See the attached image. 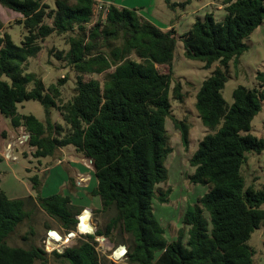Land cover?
<instances>
[{
    "label": "trees",
    "instance_id": "trees-1",
    "mask_svg": "<svg viewBox=\"0 0 264 264\" xmlns=\"http://www.w3.org/2000/svg\"><path fill=\"white\" fill-rule=\"evenodd\" d=\"M165 1L171 9L179 6ZM221 1L226 12L222 21L207 14L180 37L187 59L202 62L207 69L219 64L196 98L201 122L212 133L190 160L194 173L189 180L209 191L184 214L183 225L188 228L184 243V229L177 240L168 241L154 208L156 199L167 203L170 193L158 186L168 180L166 161L173 152L166 122L172 118L175 28L163 30L137 10L114 4L104 21L93 24L96 0H54V9L43 0H0L3 7L22 14L16 24L27 30L20 46L9 33L0 34V116L29 133L37 159L73 146L93 162L97 184L91 196L101 203L96 213L110 215L97 236L116 247L126 246L127 264H254L249 241L264 226V186L246 188L242 169L248 154L264 152V138L252 134V122L263 110L264 74H258L262 81L258 88L237 87L232 105L222 93L230 62L248 50L246 40L264 22V0ZM53 34L69 35L66 58L79 74L77 94L67 103H62L58 86L46 89L27 68L29 59L42 51L41 43ZM163 66L170 71L160 72ZM102 74H106L103 82L85 79ZM172 94L183 101L180 83ZM28 101L41 103L46 122L33 114H19L18 105ZM53 109L67 128L52 122ZM174 123L188 146L189 126L176 119ZM32 181L38 191L41 180L35 176ZM36 205L68 232L76 229V217L85 210L69 194L39 195L37 203L32 196L11 199L0 178V264H50L51 258L57 264H102L93 235L51 256L39 246H11L10 235L30 218Z\"/></svg>",
    "mask_w": 264,
    "mask_h": 264
},
{
    "label": "rangeland",
    "instance_id": "rangeland-1",
    "mask_svg": "<svg viewBox=\"0 0 264 264\" xmlns=\"http://www.w3.org/2000/svg\"><path fill=\"white\" fill-rule=\"evenodd\" d=\"M43 1L50 6V9L55 8L54 0ZM114 1L123 8L137 10L140 16L161 29H171L172 27L177 33L178 42L172 65L173 78L170 92L172 118H168L166 122L169 145L173 152L166 161V167L169 170L168 180L158 186L162 192H170L168 194L169 201L162 204L156 199L154 208L157 219L166 230L168 241L177 240L181 230L184 229V243H186L188 228L183 225L184 214L189 206H195L198 199L209 191L207 186L193 185L189 180V176L194 173L190 160L197 152L205 136L212 133L201 122L195 106L196 98L203 82L211 76L219 64L216 63L207 69L204 63L187 59L180 37L187 34L193 24L198 19H204L207 14H213L217 22L222 21L226 14L225 6L221 0H173L179 5L173 9L167 5L165 0ZM100 5L98 2L95 6L97 12H95L92 20L93 24L98 20ZM102 5L108 4L103 3ZM9 11L12 10L0 5V19L8 21V27L0 34L9 33L14 43L20 46L27 35V30L25 26L16 24L17 18L13 19L19 13ZM8 18L9 20H7ZM46 23L52 25L53 21L46 20ZM68 37L69 35L53 34L46 38L41 43L42 51L40 54L29 59L27 65L28 72L41 78L46 89L51 85L59 87L62 103L69 102L77 94L79 77L76 69L69 64L66 58L70 50ZM245 43L248 50L240 58L231 61L229 65V79L222 93L229 105L234 103L233 92L237 87L244 86L253 89L262 84V81L258 80L257 77L260 73L264 74V22ZM113 70L108 73L113 72ZM169 71L167 66L160 67L162 73ZM105 75H87L85 79L103 82ZM4 80L7 78L4 77ZM177 83L181 85L182 102L175 100L172 94ZM18 112L22 115L33 114L41 122H46L45 109L38 101L19 104ZM174 119L189 126L188 146L183 144L181 132L175 127ZM52 122L67 128L56 109L52 110ZM15 131L16 133L10 138V142L6 146L3 134ZM252 134L258 138H264V105L262 112L252 122ZM26 136H29V133L23 127L15 130L9 118L0 116L2 190L11 199L32 196L35 203H37L39 195L47 197L56 193L69 194L76 205L92 210L95 224L94 232L97 233L103 229L108 223L110 215L105 216L96 213L97 209L101 207V203L98 198L91 196V191L97 184L92 161L78 153L73 146L57 150L52 157L37 159L34 157L35 149L24 138ZM12 157H16V160H12ZM242 174L246 181V188L252 186L255 189H262L264 186V152L248 154V161L242 169ZM35 176L41 180L38 191L34 190V182L32 181ZM36 206V208L31 209L30 218L20 224L10 235L8 242L11 246L23 248L39 246L45 249L44 241L49 231L47 226H52L53 230H60L59 226L38 205ZM84 214L90 215L89 212ZM206 217H209L207 213ZM105 239L101 238L98 242V245L101 246L99 257L102 264H127V256L123 259H116L113 256L115 244L108 238L105 237ZM249 245L254 251V264H264V226L254 232ZM49 255L51 256V254ZM50 264L57 263L51 258Z\"/></svg>",
    "mask_w": 264,
    "mask_h": 264
},
{
    "label": "built area",
    "instance_id": "built-area-1",
    "mask_svg": "<svg viewBox=\"0 0 264 264\" xmlns=\"http://www.w3.org/2000/svg\"><path fill=\"white\" fill-rule=\"evenodd\" d=\"M100 3L101 5L99 6V15L97 16L98 17V20H105L107 18V15H108V12H109V4L108 5H102L104 2L101 1V0H98L96 1V4L94 5V16H95V12L96 11V8L95 6L97 5V3ZM105 4V3H104ZM93 16V18H94ZM97 20V21H98ZM26 139V141L29 142L30 140V135L29 136H26L24 137ZM16 160V157H12V160ZM93 163V162H92ZM85 212H89L90 213V217H89V220H88V223L89 225H91L92 227V231H86V230H81V223H82V217L84 215ZM77 219V225H76V229L74 231H66L65 229L63 228H60V230H49L47 232V235H46V239L44 241V246H45V251L46 253L48 254H52L53 252H58L59 254H63L67 249L69 248H73V246L75 244H77L78 241H88V236L89 235H93L95 236V242L96 244H94L95 246V250L96 252L99 254V251H100V245H98V242L99 240H101V238L103 240H106L104 236H97V233L94 232L95 230V224H94V220H93V212L92 210H89V209H85L81 215L77 216L76 217ZM54 235H57L59 238H60V241H57V238L54 236ZM98 239V241H96ZM67 240H70L68 243H65ZM62 248V250H60ZM121 248H124L125 249V253L124 255L120 258V259H123L127 256L128 254V250L126 249L125 246H118V247H115L113 248V253H114V257H115V254L117 253V251ZM119 260V259H118Z\"/></svg>",
    "mask_w": 264,
    "mask_h": 264
},
{
    "label": "crops",
    "instance_id": "crops-1",
    "mask_svg": "<svg viewBox=\"0 0 264 264\" xmlns=\"http://www.w3.org/2000/svg\"><path fill=\"white\" fill-rule=\"evenodd\" d=\"M98 1V0H97ZM101 1H103L105 4L107 3V4H109V5H111V4H114V5H116V6H118L119 8H123V6H121V5H117L116 4V2L114 1V0H101ZM43 3H44V1H43ZM2 6V5H1ZM5 8V7H4ZM9 10H11V9H9ZM13 11V10H12ZM12 11H9V12H12ZM15 12V11H14ZM13 14H16V13H13ZM21 16V17H20ZM15 18H17V20L16 21H19V20H22L23 19V16H22V14H16L15 15V17L13 18V19H15ZM19 18V19H18ZM7 20H9V18L7 19ZM0 21L2 22V24H3V28H2V30H0V33L1 32H3L7 27H8V21H2V19H0ZM15 21V22H16ZM11 22V21H10ZM167 29H169V28H167ZM16 130V129H15ZM16 133V131L15 132H12V133H4L3 134V136H4V138H5V141H6V146H7V144L10 142L9 140H10V138L11 137H13V135ZM0 153H2L1 151H0ZM0 158H2L1 156H0Z\"/></svg>",
    "mask_w": 264,
    "mask_h": 264
},
{
    "label": "bare ground",
    "instance_id": "bare-ground-1",
    "mask_svg": "<svg viewBox=\"0 0 264 264\" xmlns=\"http://www.w3.org/2000/svg\"><path fill=\"white\" fill-rule=\"evenodd\" d=\"M90 215L89 214H84L82 217V223H81V230H86V231H92L91 225H89L88 220H89ZM57 238V241H60V238L57 235H54ZM70 240H67L65 243H68ZM125 253V249L121 248L117 251L115 254L116 259H120Z\"/></svg>",
    "mask_w": 264,
    "mask_h": 264
}]
</instances>
